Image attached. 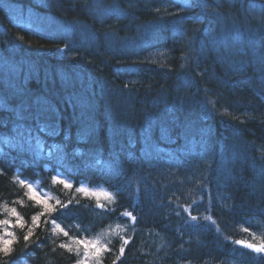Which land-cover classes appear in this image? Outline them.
<instances>
[{
  "label": "trees",
  "instance_id": "16d2710c",
  "mask_svg": "<svg viewBox=\"0 0 264 264\" xmlns=\"http://www.w3.org/2000/svg\"><path fill=\"white\" fill-rule=\"evenodd\" d=\"M0 221V264H264V0H0Z\"/></svg>",
  "mask_w": 264,
  "mask_h": 264
},
{
  "label": "bare ground",
  "instance_id": "6f19581e",
  "mask_svg": "<svg viewBox=\"0 0 264 264\" xmlns=\"http://www.w3.org/2000/svg\"><path fill=\"white\" fill-rule=\"evenodd\" d=\"M99 3L100 2H97L96 5L99 4ZM106 12H107V9H105L103 13H106ZM103 16H105V17H103ZM103 16L101 17V23H100L101 24L100 25L101 28H105L106 26H111L112 24H114L116 22V21H114L112 23L111 22L109 23L110 20L107 21V15H103ZM78 26H79L78 24H75L73 22H68V23L64 24V27H66V29L69 30V31H71V29L73 30V29L77 28ZM120 31L123 32V33H125V34H127V35L136 32L135 30H127L124 26H121ZM115 49H116L115 47H111V48H106L104 50V53L102 54L104 56V58H105L104 64L108 67L109 64H110V62H112L111 61V58L114 57L119 63L112 62L114 64L111 65V66H109L111 68V71L113 73H118L117 76H123V75H125V77H127V79H133L135 77V75L133 74L134 71L132 69L133 62L132 61H129V59H127L125 57H122V56L118 55L116 53ZM101 51L102 50H96V53L101 54ZM163 52L165 54H167V55L168 54L170 55V53H168V52L166 53L164 50H163ZM164 55L161 57L163 60L160 61L158 63V65H160V67L166 69L168 71L169 75L171 76L176 71L180 70V68H179V66L173 60H170L169 62H167L166 60H164ZM153 58L155 60L158 59V58H155V57H153ZM70 64H71V66L73 68H75V66H73L72 63H70ZM117 64H121V65L120 66H117ZM229 67L230 68H234L235 66H229ZM211 74L212 75H215V73H213V72ZM192 75L195 77V73H192ZM170 80L171 79H168L166 82H169ZM216 81H217L216 78H209V76H208V79L205 80V84L204 85H205L206 88H209L210 91H213L212 90V87L214 86V83ZM191 82H197V80H193ZM142 99L145 100V101H149L150 98L148 96H145ZM186 102L187 101L182 102V105L184 106ZM145 103H147V102H145Z\"/></svg>",
  "mask_w": 264,
  "mask_h": 264
},
{
  "label": "snow or ice",
  "instance_id": "6c2138e0",
  "mask_svg": "<svg viewBox=\"0 0 264 264\" xmlns=\"http://www.w3.org/2000/svg\"><path fill=\"white\" fill-rule=\"evenodd\" d=\"M53 179H56V177H53ZM59 183L61 185H63V187L65 189H71L73 187V184L72 183H69L65 180H60ZM28 188H29V192L31 193V198L39 205H41L43 208H44V211L43 212H38L34 215L31 216V223L32 225L34 226H39V223L41 221V217L44 216L46 213H51L53 214L52 216V223L56 226L57 229L60 228V225L57 224L56 222V216H55V213L57 212V206H59V210L62 211L64 208L67 207L66 204H64L63 202H61L60 200H57L56 201V205H50L49 204V201L47 198H42L40 197L39 195H37V193L35 191H32L31 189V185H27ZM77 191H85L84 189L80 188V189H77ZM10 213L11 215L13 216H16V223L18 226H23V220L22 218L16 213V210L15 209H11L10 210ZM125 216H130L131 213H124ZM133 220L135 219V217H132ZM193 220L196 219V217H192ZM0 223L2 224H8V221H0ZM33 232H32V228L29 227V231L27 234L24 235V241L27 243L29 240H30V237L32 236ZM7 235H12V233H7ZM64 235L67 236L68 233L67 232H64ZM0 240H2V243L5 245L4 248L0 249V251H4L5 253H7L8 251V248H7V245H10L11 244V241L9 240H3L2 237H0ZM125 244L128 243V241H124ZM237 244H240V245H243L244 242L243 241H236ZM60 247H65V245H60ZM247 247L248 248H253L255 247L256 251L257 252H264V245H260V246H254L252 244H247ZM121 252L124 251L123 248L120 249ZM4 264H7V262L5 261Z\"/></svg>",
  "mask_w": 264,
  "mask_h": 264
},
{
  "label": "rangeland",
  "instance_id": "374dc122",
  "mask_svg": "<svg viewBox=\"0 0 264 264\" xmlns=\"http://www.w3.org/2000/svg\"><path fill=\"white\" fill-rule=\"evenodd\" d=\"M103 15H107V18H108V14L107 13H103ZM102 17V16H101ZM100 17V18H101ZM103 17H105V16H103ZM110 22L112 23V22H114V19H110ZM109 24V23H108ZM215 36V34L214 33H212V37H214ZM219 43V42H218ZM150 54H151V56L152 57H155V58H160V59H162L161 57L165 54L164 52H163V50H161V49H154V50H152L151 52H150ZM235 68V67H234ZM40 195H42V197L43 198H49V197H47V194H40Z\"/></svg>",
  "mask_w": 264,
  "mask_h": 264
}]
</instances>
